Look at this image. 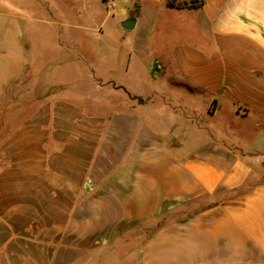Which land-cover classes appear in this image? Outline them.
Segmentation results:
<instances>
[{"label":"crops","instance_id":"obj_1","mask_svg":"<svg viewBox=\"0 0 264 264\" xmlns=\"http://www.w3.org/2000/svg\"><path fill=\"white\" fill-rule=\"evenodd\" d=\"M133 3L122 29L162 73L98 112L88 62L36 80L42 101L9 94L29 48L88 26L0 0V264H264V0Z\"/></svg>","mask_w":264,"mask_h":264},{"label":"rangeland","instance_id":"obj_2","mask_svg":"<svg viewBox=\"0 0 264 264\" xmlns=\"http://www.w3.org/2000/svg\"><path fill=\"white\" fill-rule=\"evenodd\" d=\"M54 2L70 24L76 23L88 27L81 31L70 30L73 33L71 38L76 41L77 45L67 43L64 46V48L66 47L64 52H59L49 39L38 45L37 49L30 46V76L22 83L14 84L10 88L9 94L14 97L18 94L19 99H25L24 101H42L41 98L35 100L42 88L36 80L42 81L46 79V75L49 78L53 75H56L55 78L60 76L57 80L68 76L73 77V71L70 73L63 67L64 65L60 69L57 66L58 62L66 64L69 59L70 62H88L92 67L94 82L91 96L102 102L96 106L98 112L108 109L102 108L104 104H109L110 110L123 108L122 99H125L126 96L118 97L113 93L119 90L116 84L133 85V82L137 84L142 81L144 85H147L152 82L150 77L158 79L162 73L157 68L160 62H156L152 58V53L145 52L144 49L133 50L130 32L124 31L121 26L122 20L131 17V12L134 11L133 0H116L113 11L110 9L107 11L108 7L102 0H54ZM40 8L41 19L46 20L48 15L46 6ZM78 11L81 14L76 16L75 12ZM46 64L47 66L44 67ZM162 64L166 67L165 62ZM52 70L53 73L50 72ZM58 70L60 74L57 72ZM88 70L87 67V74ZM102 79H108L112 83ZM105 86L108 89H103ZM20 87L22 89H19ZM46 87H50L46 93L49 98L56 97L68 90L59 82L45 84L44 89L47 91Z\"/></svg>","mask_w":264,"mask_h":264},{"label":"water","instance_id":"obj_3","mask_svg":"<svg viewBox=\"0 0 264 264\" xmlns=\"http://www.w3.org/2000/svg\"><path fill=\"white\" fill-rule=\"evenodd\" d=\"M122 27H123L125 30H133L134 27H135V20H133V19H129V20L125 21V22L122 24ZM139 102L142 103V100H139Z\"/></svg>","mask_w":264,"mask_h":264},{"label":"built area","instance_id":"obj_4","mask_svg":"<svg viewBox=\"0 0 264 264\" xmlns=\"http://www.w3.org/2000/svg\"><path fill=\"white\" fill-rule=\"evenodd\" d=\"M116 0H105L104 2L107 4L108 9L113 10L114 9V2ZM157 68L160 70V65L157 66Z\"/></svg>","mask_w":264,"mask_h":264},{"label":"trees","instance_id":"obj_5","mask_svg":"<svg viewBox=\"0 0 264 264\" xmlns=\"http://www.w3.org/2000/svg\"><path fill=\"white\" fill-rule=\"evenodd\" d=\"M103 1H105V0H103ZM193 5H194V4H192V5L183 4V5H179L178 7H180V8H186V7H193ZM170 6H174V4L171 3Z\"/></svg>","mask_w":264,"mask_h":264}]
</instances>
